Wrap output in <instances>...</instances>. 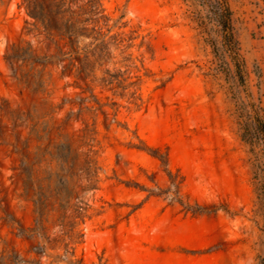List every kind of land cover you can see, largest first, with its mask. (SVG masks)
I'll return each instance as SVG.
<instances>
[{
    "label": "rangeland",
    "instance_id": "374dc122",
    "mask_svg": "<svg viewBox=\"0 0 264 264\" xmlns=\"http://www.w3.org/2000/svg\"><path fill=\"white\" fill-rule=\"evenodd\" d=\"M100 1L120 46L87 83L49 65L39 85L21 79L30 66L15 73L11 45L62 55L22 0H0V264H264V0H229L233 45L211 0ZM12 110L31 150L35 121L63 124L81 151L83 128L97 131L98 187L72 236L32 230Z\"/></svg>",
    "mask_w": 264,
    "mask_h": 264
},
{
    "label": "trees",
    "instance_id": "16d2710c",
    "mask_svg": "<svg viewBox=\"0 0 264 264\" xmlns=\"http://www.w3.org/2000/svg\"><path fill=\"white\" fill-rule=\"evenodd\" d=\"M22 4L32 19L29 30L48 41L49 47L55 45L62 55L54 60L55 54L41 55L32 42L26 45L12 44L6 59L15 73L24 66H30L29 70L22 73V80L28 81V78L31 80L34 77L35 82L41 85L43 71L49 65H58L62 67L63 75L75 71L87 83L88 78L95 74L97 66H104L111 58L112 46L115 44L119 47L122 42L117 41L118 34H111L109 17L100 0H22ZM209 5L211 17L222 27L226 42L233 45V12L229 0H211ZM106 73L110 77H104L103 81L109 83L114 82L119 75L111 73L109 68ZM12 112L16 114L13 117L16 141L11 144L13 152L21 156L19 174L25 175L23 194L34 201L38 214L32 230L48 237L47 223L54 221L61 225L64 233L72 236L79 221L88 215L90 204L85 194L98 187V166L91 155V141L97 131L88 125L83 128L79 137L90 147L81 151L73 145L71 137L62 132L63 124H47L44 127L46 133H42L39 121H35L31 133L36 132L39 143L35 150H31L29 138L22 140L20 131L16 130V119L22 118L24 113L21 110ZM256 130L257 136L264 139V119L258 122ZM60 137L62 141L58 140ZM52 216H56V219L52 220Z\"/></svg>",
    "mask_w": 264,
    "mask_h": 264
}]
</instances>
